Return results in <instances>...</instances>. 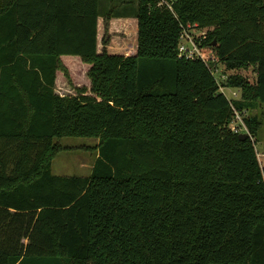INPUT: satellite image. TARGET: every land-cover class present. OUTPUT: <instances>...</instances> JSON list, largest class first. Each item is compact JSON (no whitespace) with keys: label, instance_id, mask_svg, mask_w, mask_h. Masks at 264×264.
I'll use <instances>...</instances> for the list:
<instances>
[{"label":"trees","instance_id":"trees-1","mask_svg":"<svg viewBox=\"0 0 264 264\" xmlns=\"http://www.w3.org/2000/svg\"><path fill=\"white\" fill-rule=\"evenodd\" d=\"M159 1L136 0L124 56L96 49L98 0H0V264H264L259 121L242 116L264 103V0ZM188 24L227 70L255 66L221 82L237 97L177 56ZM73 63L84 83L59 95ZM63 136L99 140L88 176L51 173Z\"/></svg>","mask_w":264,"mask_h":264},{"label":"rangeland","instance_id":"rangeland-1","mask_svg":"<svg viewBox=\"0 0 264 264\" xmlns=\"http://www.w3.org/2000/svg\"><path fill=\"white\" fill-rule=\"evenodd\" d=\"M135 7V0H98V10L100 14L99 22H101L103 18L102 15L104 14V11L109 8L110 13H112L113 15H118L122 13V11L124 13V9L132 10ZM106 30L107 28L105 22L101 23L99 29V40L101 49L102 47L105 48L106 45L102 43V40L107 37V35L103 36V32H105V35ZM124 33V43L128 45V43L130 42L131 35L129 31ZM123 34L121 35L123 36ZM190 34L195 38L196 43L201 45V41L205 40V38L207 37V29L199 26L192 27V29L190 30ZM126 52L128 51L126 50ZM204 54L209 55L210 57L212 56L211 53L208 51H204ZM214 60L217 61V59L215 58ZM214 66L215 69L213 71V75L216 81L220 84L221 82L226 80L229 74L232 73L242 74L250 83H252L255 79V66L252 65H248L246 68H242L236 71L227 70L224 64L220 61H217ZM70 72L73 75H70L73 85L68 84L64 76L61 82L57 80L54 85V91L59 95H75L76 90L72 86H76L77 84L78 86H82L84 83V81H79L80 78L84 79L85 76L84 71L82 67H80V65L73 63L70 67ZM233 91L236 92V94L238 95V90L230 89L227 87L223 88L222 93L227 98H231ZM252 115H255L259 121V127L253 135V139L255 140L254 149L256 151V157L259 162V165L261 167H264V103H259L258 107L254 110L242 113V116ZM53 144L58 147V150L53 154L51 158V173L53 175L88 176L90 174L92 164L97 156V147L99 144V140L97 138L84 136H63L60 138H54Z\"/></svg>","mask_w":264,"mask_h":264},{"label":"crops","instance_id":"crops-1","mask_svg":"<svg viewBox=\"0 0 264 264\" xmlns=\"http://www.w3.org/2000/svg\"><path fill=\"white\" fill-rule=\"evenodd\" d=\"M135 11H136V7L132 10L124 9V13L122 11V13L118 15H113L111 13L109 19L107 20L105 19V15H102L103 18L101 22H99L100 15L98 16L97 32H96V49L98 52H100L101 50L100 48L101 45L99 40L100 24L105 22L107 30L105 35H104L105 32H103V36L107 35V37L104 38V40H107V44L105 45L106 51L109 54H121L124 56L133 55L135 53L136 45H137V19L135 17ZM128 31L130 32L131 38H130V42L127 45L124 43L125 41L124 32H128ZM121 34H123V36ZM126 50L128 52H126Z\"/></svg>","mask_w":264,"mask_h":264},{"label":"built area","instance_id":"built-area-1","mask_svg":"<svg viewBox=\"0 0 264 264\" xmlns=\"http://www.w3.org/2000/svg\"><path fill=\"white\" fill-rule=\"evenodd\" d=\"M162 2H166L165 0H160L158 2V4L162 3ZM192 27H197L196 24H188L185 28L182 29V33L180 34L179 37V42L177 45V56L179 58H188V59H193V58H199L201 59L210 69V71L212 72V74L214 73V64L217 62L214 60V58L209 55L204 54V51L201 50L200 45L198 43H196L195 38L190 34V30L192 29ZM211 63V64H210ZM219 84V89L221 92H223V86H221V84L218 82ZM236 92H232V97L234 98L236 97ZM230 98V99H231ZM237 122V123H236ZM229 128L236 133H246L247 135H249L248 130L246 128V126L244 125L243 121H242V117L236 112L234 111V117L231 121V123L229 124ZM250 139L253 143H255V140L253 139V137L250 136Z\"/></svg>","mask_w":264,"mask_h":264},{"label":"water","instance_id":"water-1","mask_svg":"<svg viewBox=\"0 0 264 264\" xmlns=\"http://www.w3.org/2000/svg\"><path fill=\"white\" fill-rule=\"evenodd\" d=\"M246 136H247V134L244 132L238 134V138H240V139H244Z\"/></svg>","mask_w":264,"mask_h":264}]
</instances>
